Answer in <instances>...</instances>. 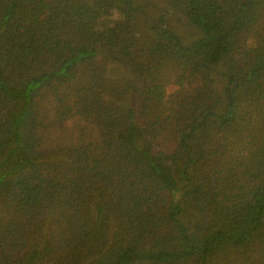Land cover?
<instances>
[{
    "label": "trees",
    "instance_id": "obj_1",
    "mask_svg": "<svg viewBox=\"0 0 264 264\" xmlns=\"http://www.w3.org/2000/svg\"><path fill=\"white\" fill-rule=\"evenodd\" d=\"M0 264H264V0H0Z\"/></svg>",
    "mask_w": 264,
    "mask_h": 264
},
{
    "label": "rangeland",
    "instance_id": "obj_2",
    "mask_svg": "<svg viewBox=\"0 0 264 264\" xmlns=\"http://www.w3.org/2000/svg\"><path fill=\"white\" fill-rule=\"evenodd\" d=\"M173 86L172 85H170V86H168V88H167V90H168V93H171V91L173 90Z\"/></svg>",
    "mask_w": 264,
    "mask_h": 264
}]
</instances>
